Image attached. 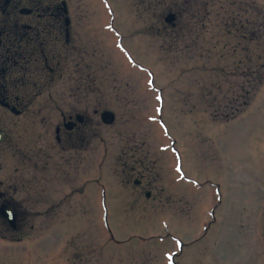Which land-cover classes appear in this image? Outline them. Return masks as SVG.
Returning a JSON list of instances; mask_svg holds the SVG:
<instances>
[{
	"label": "rangeland",
	"instance_id": "rangeland-1",
	"mask_svg": "<svg viewBox=\"0 0 264 264\" xmlns=\"http://www.w3.org/2000/svg\"><path fill=\"white\" fill-rule=\"evenodd\" d=\"M88 1L72 109L90 129L59 210L0 264H264V0Z\"/></svg>",
	"mask_w": 264,
	"mask_h": 264
},
{
	"label": "flooded vegetation",
	"instance_id": "flooded-vegetation-1",
	"mask_svg": "<svg viewBox=\"0 0 264 264\" xmlns=\"http://www.w3.org/2000/svg\"><path fill=\"white\" fill-rule=\"evenodd\" d=\"M83 1L89 2L0 0V242L6 244L38 227L35 219L59 210L62 153H70L73 139L90 129L86 114L72 109V101L87 99L85 84L92 83L76 77L78 54L86 49L77 42L88 34L81 30L86 20L78 6ZM176 18L170 13L165 25L174 27ZM112 23L110 31L119 36ZM107 113H101L102 121ZM4 151L12 159L7 173ZM134 184L141 186V180Z\"/></svg>",
	"mask_w": 264,
	"mask_h": 264
},
{
	"label": "water",
	"instance_id": "water-1",
	"mask_svg": "<svg viewBox=\"0 0 264 264\" xmlns=\"http://www.w3.org/2000/svg\"><path fill=\"white\" fill-rule=\"evenodd\" d=\"M113 120V115L111 113H107L105 115V121L111 122Z\"/></svg>",
	"mask_w": 264,
	"mask_h": 264
}]
</instances>
